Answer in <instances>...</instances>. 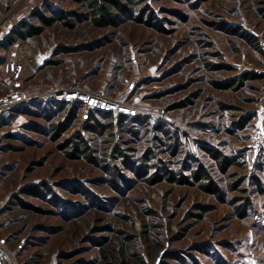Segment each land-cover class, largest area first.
<instances>
[{
  "label": "rangeland",
  "instance_id": "374dc122",
  "mask_svg": "<svg viewBox=\"0 0 264 264\" xmlns=\"http://www.w3.org/2000/svg\"><path fill=\"white\" fill-rule=\"evenodd\" d=\"M30 1L0 0V45L14 26L39 11ZM146 5L156 13L154 26L131 18L101 29L86 19L72 29L63 20L36 38L0 48L9 57L28 56L30 96L80 85L92 91L103 87L124 99L126 81L133 79L137 88L126 100L141 105L140 113L149 119L136 128L138 135L116 129L113 136L108 131L98 137L81 121L57 136L54 126L65 115L47 118L51 111L45 114L41 102L0 125V232L9 237L19 264H91L104 238L119 249L129 242L126 255L134 263L138 255L148 264H264V194H257L253 183L258 177L264 186V158L251 154L247 161L244 155L255 134L264 133V0H146L133 8L134 17ZM47 6L68 14L88 12L70 0H50ZM222 26L240 27L258 45ZM42 59L48 62L33 78ZM244 74L260 78L224 86ZM12 88L0 68V95ZM247 116L252 121L238 129L236 122ZM161 123L177 134V152L153 144L155 135L167 142L154 132ZM77 134L90 140L95 161L87 150L75 158L70 147H62ZM123 140L131 141L123 148L132 149L126 155L133 167L149 160L143 178L120 159L111 162L112 173L102 166L103 149ZM204 147L239 164L223 174ZM199 167L211 174L221 198L191 178L186 184L163 179L168 173L189 176ZM113 173L123 178L119 187ZM155 175L160 182L149 183ZM45 184L51 191L24 193ZM244 188L251 190L252 202L241 216L242 202L234 197ZM159 245L160 256L152 263L149 250ZM173 252L183 260L164 259Z\"/></svg>",
  "mask_w": 264,
  "mask_h": 264
},
{
  "label": "trees",
  "instance_id": "16d2710c",
  "mask_svg": "<svg viewBox=\"0 0 264 264\" xmlns=\"http://www.w3.org/2000/svg\"><path fill=\"white\" fill-rule=\"evenodd\" d=\"M74 4L80 5L82 8H86L88 10L87 14L83 15L81 13H77L76 11L73 13H66L64 11H56L54 9L49 8L48 6L45 8L47 11H35L31 14V19H24L22 20L15 28H13L7 38L1 43L0 47L2 49L11 48L13 45L19 42H26L37 36L41 35L46 28L53 27L58 21H63L64 25L68 28H75L78 22L82 20L88 19L94 26L106 29L117 26L118 23L122 21L130 20H138L142 23L152 24L153 21L158 22L155 11L146 5L143 9V13L140 17H134L135 8L137 5L143 4L146 0H125V2L121 0H70ZM147 14H149V18H147ZM69 15L74 16L73 18H69ZM147 18V19H146ZM146 19V21H145ZM39 24H41L39 26ZM156 26V25H155ZM222 30L227 31L228 33H235L241 38H245L252 46H257L258 42L255 37L249 35L247 33L241 34L240 27H226L222 26ZM97 46V44H94ZM260 77L255 76L253 74H244L239 75L232 79L230 82H225L224 86H232L231 88H236L244 84L245 81L250 80H257ZM80 87V86H79ZM41 103H36L24 107L23 109L16 111L14 114L28 112L31 107H40ZM43 105L47 106L45 108L46 113H50L46 115V117H51V115L61 114L65 115L64 122L55 125L54 129L57 132V136L62 135L63 133L67 132L70 128L72 129L76 123H81L83 115H84V108L82 105L78 104H67V103H53V102H45ZM65 112V113H64ZM12 118V117H11ZM10 119V118H9ZM8 119H3L0 122V125L7 122ZM252 121L251 116H247L241 118L239 121L236 122V126L238 129H244L246 125ZM147 122H149L148 117H145L141 113L136 116H128V115H114L112 113H100L97 111H90L87 114L86 122L83 125V128L86 132L95 133L98 137H104L107 135V132L110 131V136H113V131L117 129L120 134L127 133L129 135H138L136 128L139 126H144ZM155 134L161 133L167 136V142L161 141L157 135L153 138V144L155 145L157 142L162 146L164 144L171 153H175L179 150V138L177 134H172L165 129L164 124H159L154 128ZM122 136V135H121ZM122 138V137H121ZM89 139H87L82 134L74 135L72 138L65 141L64 146L65 148H71V155L75 158H80L84 150H87L88 158L92 161H95L93 158L94 152L90 150L89 146ZM111 141L108 143L110 144ZM131 143V141H121L117 145H114L113 148L105 147L103 149V155L100 159H102L104 164L102 165L105 170L109 173H112L111 170L113 165L111 162H115L118 159L122 162V165L127 168H133L137 177L143 178L145 174H147L148 170V163L149 160H143V164L140 166L131 164L127 159V153L132 151V149L123 148V146ZM110 148V149H109ZM162 148V147H161ZM204 150L209 153V156L215 159V164L218 167L219 171L223 174H226L232 166L238 165L237 158L227 157L224 156L221 152L216 149H210L208 147H204ZM89 151V152H88ZM168 152V151H167ZM112 165V166H111ZM110 166V167H109ZM119 171V170H115ZM115 177V185L119 187L120 182L123 181V178L118 177L119 173H113ZM157 177V178H156ZM191 178L193 183H196L202 190L209 192L216 196L217 198H221V190L218 188L216 183H214L211 174L208 172L207 169L203 167H199L197 170L190 171L189 176H180V177H171V173H168L166 177L163 179H169L174 181L177 184H186L188 183V179ZM149 183H157L160 182V179L157 175L154 176L153 179H149ZM190 182V181H189ZM253 183L257 190V194H264V186L258 177H254ZM43 191H51V188L44 185L43 189L39 186H29L27 189L24 190V193H28L34 196H40ZM251 190L248 188H244L240 191V195L234 197L235 202H242L241 204V216H246L248 210L251 208ZM21 202V201H20ZM21 204V203H20ZM24 206V204H22ZM25 207V206H24ZM107 230V229H105ZM104 230V231H105ZM103 231V232H104ZM129 242L126 241L122 248H118L116 245L112 244L104 238L99 241L98 250V257L97 259L91 264H148L146 263L145 259L140 256H136L138 263H134V261L130 260L127 255L126 251L128 250ZM162 249V245H159V248L154 250H149L148 257L152 263L158 261L160 256V250ZM164 259L168 260H175L180 259L183 260L182 257L178 255V253H167L163 256Z\"/></svg>",
  "mask_w": 264,
  "mask_h": 264
},
{
  "label": "built area",
  "instance_id": "2783aa9c",
  "mask_svg": "<svg viewBox=\"0 0 264 264\" xmlns=\"http://www.w3.org/2000/svg\"><path fill=\"white\" fill-rule=\"evenodd\" d=\"M9 1V0H6ZM50 0H33L30 1L32 7L36 10H43ZM16 4V3H15ZM1 48V47H0ZM136 60L135 57H132ZM137 64V61H133ZM28 56L21 54L16 57H9L0 52V68L3 71L4 81L11 85L12 90L0 95V122L3 119H8L16 111L23 109L32 104L41 102L67 103L82 105L87 114L90 111L100 113H112L114 115H138L143 107L135 102L128 100V95L133 93L137 88V80L126 81V91L124 99L111 96L105 88H100L92 91L85 87H68L62 90H44L39 91L36 95L30 96L25 89V82L29 79ZM255 139L249 146L247 161L250 155L263 156L264 158V133L258 132L255 134ZM0 264H19L17 263V253L11 251L9 247V237L0 232Z\"/></svg>",
  "mask_w": 264,
  "mask_h": 264
},
{
  "label": "crops",
  "instance_id": "0c3cea01",
  "mask_svg": "<svg viewBox=\"0 0 264 264\" xmlns=\"http://www.w3.org/2000/svg\"><path fill=\"white\" fill-rule=\"evenodd\" d=\"M15 27V26H14ZM13 27V28H14ZM12 30V29H11ZM11 30L9 31V33L11 32ZM5 38V37H4ZM45 62H48L46 59H42V62L36 67V71H33V78H36L38 75H34V72H38L39 70H41V69H43L46 65H45ZM48 64V63H47ZM80 86V85H79ZM80 87H82V86H80ZM86 118H87V112L84 110V115H83V118H82V122H83V124L82 125H84L85 124V122H86Z\"/></svg>",
  "mask_w": 264,
  "mask_h": 264
}]
</instances>
